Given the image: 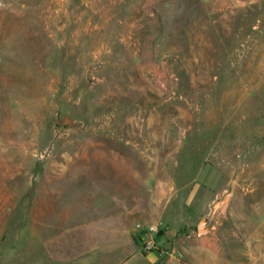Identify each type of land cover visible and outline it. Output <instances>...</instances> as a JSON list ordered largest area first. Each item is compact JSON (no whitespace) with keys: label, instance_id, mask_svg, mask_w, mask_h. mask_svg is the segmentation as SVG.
Masks as SVG:
<instances>
[{"label":"rangeland","instance_id":"1","mask_svg":"<svg viewBox=\"0 0 264 264\" xmlns=\"http://www.w3.org/2000/svg\"><path fill=\"white\" fill-rule=\"evenodd\" d=\"M151 190L264 264V0H0V264H124Z\"/></svg>","mask_w":264,"mask_h":264},{"label":"crops","instance_id":"2","mask_svg":"<svg viewBox=\"0 0 264 264\" xmlns=\"http://www.w3.org/2000/svg\"><path fill=\"white\" fill-rule=\"evenodd\" d=\"M151 172L153 173V171ZM148 179H151V176ZM162 193L163 191L160 190V193H159L160 196H157L154 193V191L151 190L149 194L151 196V199L150 201L147 202L146 206H143L141 208H136V210H134L135 212L136 211L139 212V210L141 209V212L139 213L136 212L138 215V218L140 219V220L138 219V221H142L145 223H157L159 221H162L165 224L166 229H161V231L157 233V234H164L163 238L161 239L159 238L160 242L156 241L158 245V249L155 250L156 251L155 253L148 252V251L144 252L141 249V245H139L140 244V241H139L138 242L139 244L138 243L137 245L133 244V246L131 247L132 251H130L129 255H126L123 261L124 264H176L170 260L163 261L162 258H163V254L165 253V251H163L164 248H167V249L172 248L173 250L176 251L175 248L177 247L178 248L177 252L182 251V252L187 253L186 248H184V246L181 245L182 238L179 237V235H176V232L173 231V228L180 229V227L182 228V226H184L186 222L187 224H192V220L187 219V218L185 219L183 217L181 218L179 217L178 220H175L173 218L170 219L167 213L165 212L166 204H162L161 202ZM197 223L194 224L193 226L194 232L196 235H198L197 230H196ZM135 234L137 237H139L140 235L138 231H135ZM175 235L177 236V240L175 239ZM131 254L132 256H130ZM133 254H137L135 258H133Z\"/></svg>","mask_w":264,"mask_h":264},{"label":"built area","instance_id":"3","mask_svg":"<svg viewBox=\"0 0 264 264\" xmlns=\"http://www.w3.org/2000/svg\"><path fill=\"white\" fill-rule=\"evenodd\" d=\"M162 226L163 224L161 221L157 223H145L142 221H137L135 223V231L140 233L138 240L140 241L142 250L151 251L158 249V246L154 240V234L157 233Z\"/></svg>","mask_w":264,"mask_h":264},{"label":"water","instance_id":"4","mask_svg":"<svg viewBox=\"0 0 264 264\" xmlns=\"http://www.w3.org/2000/svg\"><path fill=\"white\" fill-rule=\"evenodd\" d=\"M58 123L62 124V125H65V126H72L74 125L76 122L73 120L72 117H69L67 115H64L63 116V119L60 120V121H57ZM196 230H197V233L198 234H201L203 232L206 231V228H205V219H201L199 220V222L197 223V226H196Z\"/></svg>","mask_w":264,"mask_h":264}]
</instances>
